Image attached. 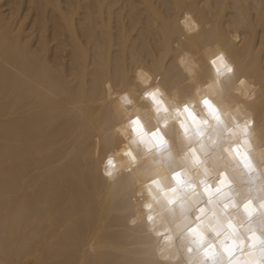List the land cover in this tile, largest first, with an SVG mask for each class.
Returning a JSON list of instances; mask_svg holds the SVG:
<instances>
[{"label":"bare ground","instance_id":"1","mask_svg":"<svg viewBox=\"0 0 264 264\" xmlns=\"http://www.w3.org/2000/svg\"><path fill=\"white\" fill-rule=\"evenodd\" d=\"M185 12L194 35L179 24ZM177 42L198 56L200 82L203 49L220 45L235 65L226 99L253 117L254 148L264 146V0H0V264L151 259L141 247L151 237L127 223L123 181L99 174L112 120L97 101L108 81L130 89L137 67L190 94ZM240 77L257 86L253 100L232 93Z\"/></svg>","mask_w":264,"mask_h":264},{"label":"clouds","instance_id":"2","mask_svg":"<svg viewBox=\"0 0 264 264\" xmlns=\"http://www.w3.org/2000/svg\"><path fill=\"white\" fill-rule=\"evenodd\" d=\"M179 24L188 36L200 31L189 12ZM175 49L190 94L144 67L128 90L105 83L97 103L111 106V147L99 174L109 185L123 181L127 223L151 237L154 246H141L151 259L137 264H264V146L254 148L253 117L226 99L235 65L219 44L207 46L209 74L200 82L198 56L178 42ZM256 87L240 77L232 93L253 100ZM103 144L98 133L94 158Z\"/></svg>","mask_w":264,"mask_h":264}]
</instances>
